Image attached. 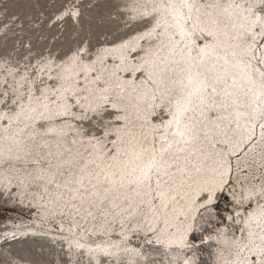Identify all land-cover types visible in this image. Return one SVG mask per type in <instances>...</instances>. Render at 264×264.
Here are the masks:
<instances>
[{
	"label": "snow or ice",
	"instance_id": "1",
	"mask_svg": "<svg viewBox=\"0 0 264 264\" xmlns=\"http://www.w3.org/2000/svg\"><path fill=\"white\" fill-rule=\"evenodd\" d=\"M0 264H264V0H0Z\"/></svg>",
	"mask_w": 264,
	"mask_h": 264
}]
</instances>
